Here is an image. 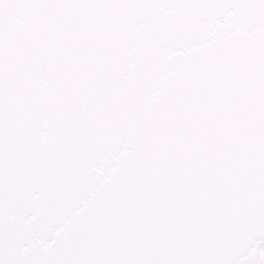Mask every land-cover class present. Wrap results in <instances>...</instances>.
I'll list each match as a JSON object with an SVG mask.
<instances>
[{"label": "snow or ice", "instance_id": "1", "mask_svg": "<svg viewBox=\"0 0 264 264\" xmlns=\"http://www.w3.org/2000/svg\"><path fill=\"white\" fill-rule=\"evenodd\" d=\"M0 264H264V0H0Z\"/></svg>", "mask_w": 264, "mask_h": 264}]
</instances>
